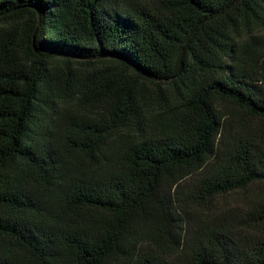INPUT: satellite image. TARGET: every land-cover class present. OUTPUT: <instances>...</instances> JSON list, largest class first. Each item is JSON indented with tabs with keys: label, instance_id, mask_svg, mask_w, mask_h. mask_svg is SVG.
Segmentation results:
<instances>
[{
	"label": "trees",
	"instance_id": "16d2710c",
	"mask_svg": "<svg viewBox=\"0 0 264 264\" xmlns=\"http://www.w3.org/2000/svg\"><path fill=\"white\" fill-rule=\"evenodd\" d=\"M262 185L264 0H0V264H264Z\"/></svg>",
	"mask_w": 264,
	"mask_h": 264
},
{
	"label": "rangeland",
	"instance_id": "374dc122",
	"mask_svg": "<svg viewBox=\"0 0 264 264\" xmlns=\"http://www.w3.org/2000/svg\"><path fill=\"white\" fill-rule=\"evenodd\" d=\"M261 188H263L264 187V185H262V186H260ZM257 189V187L256 188H253L252 190H256ZM238 197V195H236V194H232V195H230V196H226V197H218L217 199H215V201H214V204L217 206V208H219V209H222L221 211H219L220 213L223 211V209H229V208H231V206H233V205H237L236 203H235V199ZM224 214V215H223ZM227 214H229V212L228 211H226V212H224V213H222V215L221 214H216L215 215V217H219V219H221L222 217H225ZM214 217V218H215ZM210 221H212V217L211 218H208Z\"/></svg>",
	"mask_w": 264,
	"mask_h": 264
}]
</instances>
